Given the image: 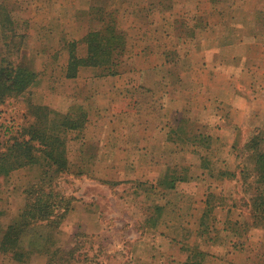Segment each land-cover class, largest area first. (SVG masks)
I'll return each instance as SVG.
<instances>
[{"label":"rangeland","instance_id":"374dc122","mask_svg":"<svg viewBox=\"0 0 264 264\" xmlns=\"http://www.w3.org/2000/svg\"><path fill=\"white\" fill-rule=\"evenodd\" d=\"M111 27L122 32L123 70L99 75L82 65L67 77L69 49L84 56L86 34L110 36ZM14 34L23 40L10 58L36 76L0 103V150L33 120L31 106L55 110L56 156L68 165L55 182L77 208L48 243L27 232L22 261L0 250V264H46L54 249V264H153L146 254L134 257L139 226L131 206L154 218L160 204L177 207L185 192L197 196V209L211 177L225 204L228 194L239 196L233 207L243 216L252 197L264 196V0H0V60ZM41 170V163L26 165L0 177V230ZM143 193L152 205L140 202ZM207 201L217 217V202ZM208 222L215 224L206 238L217 241V218ZM178 237L170 241L175 250ZM209 240H188L197 248H187L191 264L202 262L197 250H213Z\"/></svg>","mask_w":264,"mask_h":264},{"label":"trees","instance_id":"16d2710c","mask_svg":"<svg viewBox=\"0 0 264 264\" xmlns=\"http://www.w3.org/2000/svg\"><path fill=\"white\" fill-rule=\"evenodd\" d=\"M113 25L116 26L115 23ZM109 32L110 36L104 35L100 30L87 33L84 40L89 48L87 47V54L82 57L76 55L73 47L69 49L67 77H75L77 67L82 65L98 67L99 75H115L123 70L122 32L113 27L109 28ZM13 36L6 51L7 56L0 60V103L22 94L24 86L36 76L28 67L10 58L18 53L23 40L22 36ZM31 115L33 120L22 127L18 136L13 137L4 150H0V177H6L11 171L26 165H43L41 177L22 189L26 200L24 206L13 216L11 222L0 230V250L9 253L18 261H22L28 252V248L22 245L23 236L33 230L36 237H41L40 239L48 243L76 200L75 197L67 196L57 189L55 182L58 174L68 171L66 161L56 156L59 144L56 134V111L48 106L35 105L31 106ZM74 127V124L68 126L69 129ZM257 197H252L255 204L252 209L257 218L264 219V207L260 206L264 205V196ZM259 207L261 215L256 214ZM35 227H42L46 232H38ZM57 253L58 249H54L47 254L46 264H54Z\"/></svg>","mask_w":264,"mask_h":264},{"label":"crops","instance_id":"0c3cea01","mask_svg":"<svg viewBox=\"0 0 264 264\" xmlns=\"http://www.w3.org/2000/svg\"><path fill=\"white\" fill-rule=\"evenodd\" d=\"M254 36L255 33L252 37ZM110 152L117 153L118 150L114 147L110 148ZM120 162L108 161V164L112 163V167H117L116 165H120ZM126 162L125 160L123 163ZM146 167L152 168L153 166L147 165ZM157 167H161V165H157ZM218 182L219 179L215 177L209 179V191L202 198L201 207L197 209L193 205V201L198 199L197 196L194 193H187L186 195L185 192L177 194L176 202H180L177 207H172L169 200L160 204L163 211L157 212V216L154 218H146L139 209L140 206L139 208L131 206L135 209V214L139 219H134L136 225L139 226L138 231L135 230L138 236L132 244V249L135 250L134 257L138 259L136 252H139L141 258H144L142 254L148 255V260L152 261L153 264H191L194 261L191 260L193 255H191L190 250L187 251V248L193 251L197 248H194L196 243H189L188 240L199 241L202 236L209 240L206 238V233L215 223L209 224L208 220L217 218L219 237H217V241L214 239L207 241L208 244H211L210 248H213L215 252L210 250L207 255L206 249H202L200 246L201 249L197 250L199 252L196 254L195 260L200 258L201 264H264V223L257 222L253 209L252 211L248 209L246 216H243L238 208L233 207L234 197L239 196L228 194L227 197L233 200L229 202L231 204H225L226 194L217 192L216 185ZM208 194L210 196L207 198ZM151 198L152 196L148 193H143L138 197L140 202H147L149 205H152ZM212 198L217 202V217H215L216 212L211 213V206L207 201V199ZM118 201L119 199L115 198V205L118 204ZM219 203H222L223 206H219ZM223 207L224 210H221ZM75 208L77 207L73 205L72 209L75 210ZM72 209L70 212L73 211ZM176 211L177 216L175 217ZM220 212L224 213L223 216ZM206 225L209 228L205 227ZM174 234L179 236L177 238L179 240V242L177 240V250L173 247L175 244L170 243L171 240L175 239ZM154 236L155 238H152ZM186 238L187 244L183 243ZM179 255L182 257V259L180 258L181 261L178 258Z\"/></svg>","mask_w":264,"mask_h":264}]
</instances>
